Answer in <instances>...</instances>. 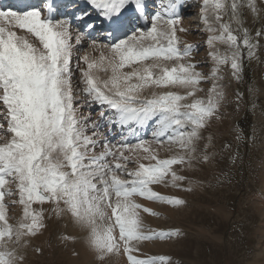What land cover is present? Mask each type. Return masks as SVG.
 <instances>
[{"label":"snow or ice","instance_id":"1","mask_svg":"<svg viewBox=\"0 0 264 264\" xmlns=\"http://www.w3.org/2000/svg\"><path fill=\"white\" fill-rule=\"evenodd\" d=\"M60 6L55 13L50 4L0 10V133L11 134H0V264H24L30 238L46 228L45 212L79 227L101 264L121 250L129 264H168L167 257L131 255L134 242L179 235L145 234L135 198L185 203L151 186L182 188L186 176L174 166L187 171L213 158V137L203 134L221 119V68L230 65L240 79L242 49L251 58L257 47L243 28L244 12L255 19L262 9L256 0L200 2L198 30L207 33L208 63L199 67L211 65L205 73L193 62L199 45L180 47L177 33L188 29L179 13L190 6L181 0H159V10L150 9L149 0H60ZM85 45L90 51L74 69ZM153 144L177 151L161 159ZM6 197L22 209L15 226L8 223Z\"/></svg>","mask_w":264,"mask_h":264},{"label":"rangeland","instance_id":"2","mask_svg":"<svg viewBox=\"0 0 264 264\" xmlns=\"http://www.w3.org/2000/svg\"><path fill=\"white\" fill-rule=\"evenodd\" d=\"M201 1H187L193 11H185L184 17H188L190 23L191 19L197 18L196 9ZM256 4L262 9L260 17L254 19L245 11L243 28L249 30L252 43L257 45L253 56L248 57V64L254 77L253 81L257 82L254 97L260 100L263 106H258L255 100L251 104L257 109L263 108L264 115V35L256 36L257 31H264V0H256ZM225 20H228L227 16ZM232 27L234 30L237 28L235 24ZM197 28L198 25L193 22L188 31L183 32L189 39L186 40L188 44H193L192 40L196 41L202 35ZM16 31L23 35V30ZM237 34L242 35V32ZM183 43L181 40V48ZM219 46L221 52L227 51L226 46ZM86 49L88 50L87 45L83 47V53ZM207 52L208 49L199 44V50L193 54V62H198V70L205 73L211 67L210 63L208 67L199 65L208 63ZM242 52L247 55V49H242ZM93 53L91 56L98 59L100 54ZM75 66L76 64L74 69ZM221 73H224L221 83L225 86L226 97L220 109L221 119L213 120L203 134L205 137L209 134L213 137L212 147L208 149L213 158L208 163L196 164L193 169L187 171H180L179 165L174 166L180 174L186 176L182 188L165 184L151 186L154 191L182 198L185 203L173 207L161 202L135 198L136 202L142 205L140 217L145 234L153 231H178L179 235L163 240L134 242L135 248L131 255L135 258L167 257L168 264H264V136L261 135L264 132V118L258 119L257 114L253 116L256 122L261 124L259 135L256 130L251 139L239 135L237 120L244 114L246 106L239 85L241 76L239 80L235 79L231 74L230 65L222 66ZM78 75L79 73L77 77ZM210 86V81L201 84L204 89ZM167 90L156 89L158 92ZM253 93L254 89L250 91L251 96ZM198 95L203 96L204 93ZM82 114L86 115L87 109ZM97 114L93 113V119ZM147 138L151 139L149 136ZM204 143L205 141L201 142V148ZM153 148L161 159L168 158L177 151L174 145L161 147L153 144ZM129 167L135 168L136 165L130 163ZM189 187L191 191L182 190ZM15 206H11L12 210L7 206L8 223L13 226L17 225L22 215L21 207L18 204ZM33 207L39 209L41 205ZM43 207L49 209L51 206L45 204ZM143 208H148L155 214L146 213ZM45 224L46 228L39 235L31 237L29 246L23 251L24 264H101L89 248L84 232L67 217L58 218L53 214L49 218L48 212H45ZM36 248L41 251L36 252ZM103 264L128 263L121 250L119 255L106 259Z\"/></svg>","mask_w":264,"mask_h":264},{"label":"bare ground","instance_id":"3","mask_svg":"<svg viewBox=\"0 0 264 264\" xmlns=\"http://www.w3.org/2000/svg\"><path fill=\"white\" fill-rule=\"evenodd\" d=\"M5 1H10V0H5ZM40 1V0H39ZM152 1V0H151ZM50 2H51V0H47V1H44L43 3H40L39 2V4H37V5H39L41 8H45V9H47L48 7H46V6H48L49 4H50ZM181 2L183 3V0H181ZM2 2L0 1V8L1 7H3V10H8V9H11V10H16V11H21V10H29V7L30 6H32V4H34V1L33 0H30V1H25V2H23V3H14L13 4V6L12 7H9V6H3L2 4H1ZM155 4L158 6L159 5V0H155ZM34 6V5H33ZM154 5L152 4V3H150V1H149V8L151 9L152 7H153ZM184 8H186V7H184ZM184 8H182V9H184ZM55 9H57L58 11H60V12H62V8H61V6H59V7H57V8H55ZM179 14H181V13H179ZM187 16V15H186ZM191 23H190V20L189 19H182L181 20V26L182 27H184V28H187L189 25H190ZM178 34V36L180 37V38H183V37H185L186 35L183 33V32H178L177 33ZM187 37V36H186ZM187 40V39H186ZM193 41V40H192ZM188 43V42H187ZM220 47V46H219ZM88 48V47H87ZM85 50H83V47L81 48V53H83ZM90 50L88 49L86 52H89ZM78 53V56L80 55V56H83L85 53H83V54H81V53ZM92 53V52H91ZM98 54H100L99 52H97ZM94 54V53H93ZM92 54V55H93ZM94 58V57H93ZM75 59V57L73 58V60ZM229 78V77H228Z\"/></svg>","mask_w":264,"mask_h":264}]
</instances>
